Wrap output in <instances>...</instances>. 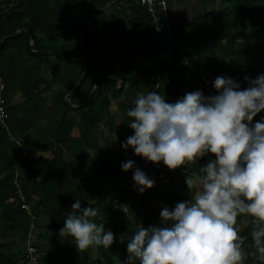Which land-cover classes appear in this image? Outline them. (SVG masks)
Segmentation results:
<instances>
[{
  "label": "trees",
  "instance_id": "16d2710c",
  "mask_svg": "<svg viewBox=\"0 0 264 264\" xmlns=\"http://www.w3.org/2000/svg\"><path fill=\"white\" fill-rule=\"evenodd\" d=\"M121 2L126 3L127 9L109 10ZM219 4L211 22L205 13L201 18L175 25V46L168 50H164L162 37L152 29L151 16L133 0H14V4L0 5V75L6 84V103L20 94L24 100H50V106L58 109L50 118L56 126L48 145L55 149L53 158L47 161L49 171L32 183L26 171L30 169L28 160L19 169L23 191L34 214L44 221L45 229L53 232L55 240L61 239L59 230L76 199L82 207L99 210L95 222L100 224L119 216L131 218L134 210L128 203L138 205L151 196L159 207L142 219L141 224L147 227L160 224L162 207L171 209L191 198L185 175L198 172L210 157L193 162L187 170L182 167L170 171L162 162L153 164L136 156L133 149L122 147L126 138L133 135L126 113L138 93L157 91L168 103L196 90L205 93L199 76L187 74L180 64L183 55L193 60L212 83L216 77L226 75L244 89L248 87L246 77L255 79L264 74V45H253V35L264 32V0H220ZM162 35L166 36V32ZM222 41L224 45L220 46ZM83 67L81 83L67 96L73 105L80 106L73 108L65 96L78 84ZM110 76L122 80L121 87L111 94L114 101L108 99V93L118 83L106 78ZM47 93L49 96L44 97ZM9 108V129L22 137L24 131L17 127L21 121ZM262 117L261 112L253 122ZM73 130L78 133L75 137ZM24 144L28 152L30 147L26 141ZM13 149V143L0 129V237L15 231L24 232L25 236L28 227L27 215L5 204L14 193ZM85 149L100 152L101 157L97 162L95 156L89 159ZM64 150L73 154V161L63 159ZM128 160L134 162L133 169L124 172L121 165ZM87 168L92 169V174ZM136 168L155 182L143 194L133 181ZM79 178L82 183L76 184ZM108 180L116 187L115 197L127 205V216L112 211L110 190V198L105 194ZM62 181L70 184H60ZM82 187L97 193L94 202L90 203L86 192L79 194ZM237 223L245 224L238 231L243 239L245 262L264 264L251 238V224L243 216L238 217ZM107 230L116 239L108 249L96 247L101 258L93 264H112L113 254L127 252V244L120 242L124 229L114 226ZM63 238L75 246L71 237ZM0 264L23 263L0 254Z\"/></svg>",
  "mask_w": 264,
  "mask_h": 264
},
{
  "label": "clouds",
  "instance_id": "9594fccd",
  "mask_svg": "<svg viewBox=\"0 0 264 264\" xmlns=\"http://www.w3.org/2000/svg\"><path fill=\"white\" fill-rule=\"evenodd\" d=\"M247 88L230 77L213 82L216 95L186 93L168 103L157 91L138 93L126 113L133 135L122 147L170 171L210 157L198 172L185 175L191 198L173 208L162 207L160 224L124 233L127 259L121 264H240L242 240L238 217L252 226L251 238L259 259L264 260V74L245 78ZM134 162L122 163L124 172ZM133 181L140 194L155 186L136 168ZM123 210V205H121ZM98 209L82 207L76 199L59 230L75 247L110 248L116 237L97 224Z\"/></svg>",
  "mask_w": 264,
  "mask_h": 264
},
{
  "label": "crops",
  "instance_id": "0c3cea01",
  "mask_svg": "<svg viewBox=\"0 0 264 264\" xmlns=\"http://www.w3.org/2000/svg\"><path fill=\"white\" fill-rule=\"evenodd\" d=\"M219 2L220 0H215V3L209 2L207 0H167L169 23L173 28L175 25L181 22L193 21L201 18L203 15H205V13L208 14V17L213 18L219 10ZM110 8L112 11H114L113 5L110 6ZM253 36V45L258 43L264 44V32ZM219 45L223 46L224 41L220 42ZM221 77H226V75ZM204 95L208 96L205 93ZM47 96H49V93L44 95V97ZM8 105L11 107L14 116L21 121L20 124H17V127L20 129V131H24L22 137L24 138V141L28 143V147H30V150H28L29 156L27 158L30 169H26L28 174L31 175L30 182L34 183L36 181H40L49 171L47 161L53 158L55 149L49 148L48 145H50V142L52 141V132L56 126V123L54 121H50V118L58 112V109L50 106V100H24L20 94L13 96V98L10 99ZM115 110V106H113V113H115ZM262 113L264 114V112ZM77 134V130H73L72 136L75 137ZM84 153L89 159H93L95 156L96 162L101 157L100 152L95 154L94 151L89 149H85ZM62 157L67 162L74 160L73 154L70 151L64 150ZM87 172L92 174V169L87 168ZM77 183H82V179H77L76 184ZM60 184L67 185L70 184V182L62 181ZM118 185L119 187H122L123 183L120 182ZM84 192H86L88 197L91 199L90 203L94 202L97 193L91 190L85 191L84 187L80 188L79 194ZM108 193L109 188L106 185L105 194L109 196ZM128 205L130 208H133L134 215L132 214L131 218L130 216L129 218L119 216L111 221L103 223L105 225V230L116 226L124 229V233L132 235L141 225L142 219L146 217L149 212L159 207L158 203H156V201H154L151 196L145 201L140 202L138 205L133 204V202H130V204L128 203ZM38 221V229L35 232L33 244L38 250L39 264H93L101 258V255L96 247L89 248L85 251H80L74 245H72V241L66 238L55 240L53 238V232L45 229L43 226L44 221L40 219H38ZM244 225L245 224L241 225L237 223V230L241 231L244 229ZM24 252V232L22 233L15 231L0 237V254L3 256H12L14 260L24 264L26 263L24 261ZM244 257L245 256H242V261L240 264H248L245 262L246 259ZM126 259L127 252L115 253L111 256L112 264H121V262L125 261ZM255 263L256 261H253L249 264Z\"/></svg>",
  "mask_w": 264,
  "mask_h": 264
},
{
  "label": "built area",
  "instance_id": "2783aa9c",
  "mask_svg": "<svg viewBox=\"0 0 264 264\" xmlns=\"http://www.w3.org/2000/svg\"><path fill=\"white\" fill-rule=\"evenodd\" d=\"M134 4L144 9L152 19V29L158 33L159 37H162L164 42V49L168 50L175 46L172 40L173 31L171 24L169 23L167 12V0H133ZM7 3L14 4V0H0V4L6 5ZM125 5V6H124ZM124 6V7H123ZM126 3H117L113 5L115 11L123 8L127 9ZM166 32V36L162 35V32ZM180 64L185 68L187 74H196L199 76L202 87L208 96L216 95V91L212 86L213 83L208 79L203 70L198 69L193 60L183 55L180 59ZM6 84L4 77L0 75V129L6 133V136L13 143L15 159L11 163L13 179L12 185L14 187V193L5 200V204L13 208L23 211L28 217V227L25 234V252L24 258L27 264H39L38 250L33 244L35 239V232L38 229V218L34 214L33 206L28 201V197L23 191V180L20 174V167L23 166L27 160L29 154L25 148L24 140L21 136L12 133L9 129L8 121L10 118L11 110L6 103L3 93L5 91ZM109 186L112 200V211L118 212L124 216L128 215V208L122 201L115 196L117 195L116 187L111 180L107 181ZM123 205V210L121 208Z\"/></svg>",
  "mask_w": 264,
  "mask_h": 264
},
{
  "label": "water",
  "instance_id": "95a60500",
  "mask_svg": "<svg viewBox=\"0 0 264 264\" xmlns=\"http://www.w3.org/2000/svg\"><path fill=\"white\" fill-rule=\"evenodd\" d=\"M31 45H32V43H31ZM79 61H81V59H78ZM83 71H84V67H83V69H82V74H81V76H80V79H79V81H78V84L76 85V87L75 88H73L72 90H70L69 91V93L65 96V101L69 104V105H71L72 107H74V108H79L80 106L79 105H73L71 102H70V100H68V98H67V96L69 95V94H71V93H73L76 89H77V87L79 86V84L81 83V81H82V77H83ZM107 79H109V80H115V81H117V85L108 93V99L110 100V101H114L112 98H111V94L114 92V91H116V90H118L120 87H121V84H122V80L121 79H117L116 77H113V76H110V77H106ZM95 88H96V84L94 85V87H93V91L95 90ZM93 93V92H92ZM91 93V94H92ZM242 241H243V239H241Z\"/></svg>",
  "mask_w": 264,
  "mask_h": 264
},
{
  "label": "rangeland",
  "instance_id": "374dc122",
  "mask_svg": "<svg viewBox=\"0 0 264 264\" xmlns=\"http://www.w3.org/2000/svg\"><path fill=\"white\" fill-rule=\"evenodd\" d=\"M111 8H112V7H111ZM111 8H109L110 11H112ZM208 20H210V22H211V20H215V19L209 17ZM216 20H217V19H216ZM263 45H264V44H263ZM164 50H165V49H164ZM194 63H195V62H194ZM195 64H196V63H195Z\"/></svg>",
  "mask_w": 264,
  "mask_h": 264
}]
</instances>
